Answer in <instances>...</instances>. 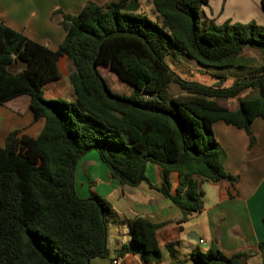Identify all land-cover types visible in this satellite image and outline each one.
I'll return each instance as SVG.
<instances>
[{"label": "trees", "instance_id": "trees-1", "mask_svg": "<svg viewBox=\"0 0 264 264\" xmlns=\"http://www.w3.org/2000/svg\"><path fill=\"white\" fill-rule=\"evenodd\" d=\"M130 1L88 2L76 15L59 13L65 36L55 51L0 23V106L26 97L34 121H45L36 138L14 130L0 147V264H90L108 257L111 206L94 193L82 199L75 191V167L91 151L124 193L141 183L151 187L147 164L161 168L159 193L181 211L180 225L203 208L200 181L237 182L224 170L213 125L235 127L247 136L248 148L256 144L251 125L264 119V27L216 25L204 13L209 0H145L150 13L139 3L136 12H125ZM260 7L264 13V0ZM178 54L204 70L242 75L229 87L220 75L214 85L190 81L165 61L179 60ZM61 58L73 67L67 78L74 101H46L43 88L60 78ZM18 62L26 67L13 74ZM101 67L128 84L131 96L112 93ZM231 101L234 111L221 104ZM170 173L181 179L175 194ZM168 225L134 218L130 244L120 255L134 252L145 264H160L156 234ZM246 259L225 256L212 241L181 264Z\"/></svg>", "mask_w": 264, "mask_h": 264}, {"label": "crops", "instance_id": "crops-1", "mask_svg": "<svg viewBox=\"0 0 264 264\" xmlns=\"http://www.w3.org/2000/svg\"><path fill=\"white\" fill-rule=\"evenodd\" d=\"M109 1L112 0H0V23L55 51L65 36L59 13L76 15L88 2L101 6ZM137 1L143 9L150 7L145 0ZM204 13L216 25L226 21L255 22L264 27L260 0H214L213 9L204 8ZM57 66L60 78L44 86V97L52 100L64 97L72 102L74 95L67 76L73 67L65 58H61ZM44 123V119L34 121L26 97L0 106V147L4 146L8 133L14 130L21 131L20 135L36 138ZM251 131L256 144L248 148L243 131L222 122L213 125L215 139L225 153L224 170L237 177V182L230 186L228 181H200L203 208L180 225L176 223L181 219V211L159 193L161 168L147 164L145 175L151 187L141 183L131 193H124L96 152L83 156L75 167L76 194L86 199L94 193L112 209L107 232L109 255L105 259H92L90 264H145L141 254L119 253L129 246L128 224L138 216L153 224L169 222L156 234L162 257L160 264L188 261L192 252H206L212 241L217 242L225 256L243 254L247 256L244 264H264V248L259 249L264 240V119L254 120ZM180 180L177 173L169 174L171 194H175Z\"/></svg>", "mask_w": 264, "mask_h": 264}, {"label": "rangeland", "instance_id": "rangeland-1", "mask_svg": "<svg viewBox=\"0 0 264 264\" xmlns=\"http://www.w3.org/2000/svg\"><path fill=\"white\" fill-rule=\"evenodd\" d=\"M96 1L97 0H95V2ZM213 4H214V0H211V4H209L207 9L209 10L213 9ZM144 8L146 12L150 13L149 11L150 7L145 6ZM247 56H250V57L256 56L259 58V55L258 54L254 55L253 52L247 53ZM177 57L179 58V60L178 59L170 60L169 59L170 57L168 56L165 58V61L169 63L171 69L177 75L183 78H186L190 81H197V82H200L206 85H214V84H217L221 80V79L219 80L218 78V76L220 75V77L221 76L223 77V81H224L223 84L229 87L232 84V81L238 78L235 76L237 74H234V72L218 71V70H204V69L197 67L192 61L188 60L187 58H184L181 54H178ZM12 69H15V67H13ZM99 73L101 77L105 80L108 89L112 93L119 95V96H123V97L131 96L132 88L125 82L120 81L117 78V76L112 71H110L108 68L101 67L99 69ZM238 75L239 77H241L242 74H238ZM172 92L174 95H179V92L176 88H172ZM44 99L46 101L52 100V99L45 98V97ZM60 99L67 100V99H64V97ZM221 104H224V105L226 104L230 108H235L237 106V103L235 101H231L228 103L221 102Z\"/></svg>", "mask_w": 264, "mask_h": 264}, {"label": "water", "instance_id": "water-1", "mask_svg": "<svg viewBox=\"0 0 264 264\" xmlns=\"http://www.w3.org/2000/svg\"><path fill=\"white\" fill-rule=\"evenodd\" d=\"M125 12H130V13H134L138 10V5L132 0L128 3V5L123 9ZM20 66L22 67H26L25 64L21 63V62H18L17 64L11 66L10 68V71L13 73V74H17L19 73L20 71H22L23 69L20 68ZM13 67H15V69H12ZM21 69V70H20ZM214 182V181H213Z\"/></svg>", "mask_w": 264, "mask_h": 264}, {"label": "built area", "instance_id": "built-area-1", "mask_svg": "<svg viewBox=\"0 0 264 264\" xmlns=\"http://www.w3.org/2000/svg\"><path fill=\"white\" fill-rule=\"evenodd\" d=\"M200 243H202V241H200Z\"/></svg>", "mask_w": 264, "mask_h": 264}]
</instances>
